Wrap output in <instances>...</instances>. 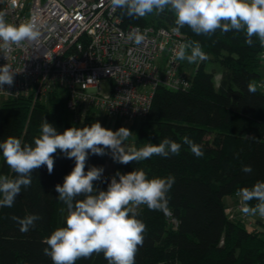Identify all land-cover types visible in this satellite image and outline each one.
I'll return each instance as SVG.
<instances>
[{
    "label": "trees",
    "instance_id": "16d2710c",
    "mask_svg": "<svg viewBox=\"0 0 264 264\" xmlns=\"http://www.w3.org/2000/svg\"><path fill=\"white\" fill-rule=\"evenodd\" d=\"M123 24L174 27V15L168 9L161 14L131 18L118 8ZM188 41H198L207 59L198 61L189 88L156 89L149 113L141 120L135 147L159 144L168 138L181 144L178 155L167 158L154 155L150 159L128 164L117 163L121 174L142 169L148 178L175 177L168 193L172 215L151 211L142 205L138 219L146 224L144 243L135 264H264V230L256 222L252 228L242 220H232L226 212L224 198L238 190L251 188L264 181V91L258 87L262 67L258 38L245 43V34L235 30L211 35H196L185 26L181 29ZM214 61L222 67L218 85L214 71L205 68ZM256 85L250 93L248 83ZM66 96L62 91L50 92L46 98L32 96L11 98L0 105V141L8 136L32 143L40 134L46 119L59 133L75 126H90L95 116L88 115L83 126L68 117ZM200 145L204 153L196 157L182 138ZM54 169L48 174L42 166L32 174L30 187L21 189L11 208L0 207V264H52L44 254L43 242L55 229L65 225L66 205L57 199L55 185L75 166L57 151ZM106 155L89 153L85 172L102 167L101 180L94 188L107 190L113 175L105 171ZM244 166L252 171L245 173ZM0 175L15 177L0 154ZM119 178L117 177V180ZM77 200L83 197H77ZM255 205L257 201H251ZM41 217L28 232H21L13 216ZM76 264H108L103 254H93Z\"/></svg>",
    "mask_w": 264,
    "mask_h": 264
},
{
    "label": "clouds",
    "instance_id": "9594fccd",
    "mask_svg": "<svg viewBox=\"0 0 264 264\" xmlns=\"http://www.w3.org/2000/svg\"><path fill=\"white\" fill-rule=\"evenodd\" d=\"M113 11L121 9L131 18H143L149 14H161L168 9L175 17L173 33L187 26L196 35H211L217 30L228 33L235 30L245 34V43L252 45L253 37L264 47V0H109ZM147 30H145L146 32ZM41 33L34 20L19 25L5 20L0 12V53L6 60L13 46L25 43L39 45ZM134 42L139 45L144 35L136 33ZM175 59L189 63L204 61L206 53L198 41H188L179 46ZM23 70H13L6 63L0 66V90L4 85L14 84V76ZM248 91L255 93L257 87L249 82ZM40 134L32 143L8 136L0 141V154L15 177L0 175V207L11 208L21 189L31 186L32 174L42 166L48 174L54 169V155L59 150L65 158L74 159L75 166L64 176L63 184L55 185L57 199L67 208L65 225L55 229L44 239L47 245L44 254L52 264H76L89 259L93 254H103L108 264H135L138 250L144 243L146 224L138 219L140 207L146 205L151 211H161L171 216L168 193L175 183L174 176L148 178L142 169L126 174L119 171L111 178L107 190L94 188V181L101 180L104 169L90 167L85 172L89 153L104 156L110 150L114 162L128 164L150 159L154 155L167 158L178 155L181 144L168 138L158 145L148 143L136 148L126 145L133 133L125 127L113 131L94 122L81 128L72 126L59 133L46 119L40 126ZM196 157L204 155L200 145L182 138ZM245 173L252 171L244 166ZM117 177L119 178L117 180ZM241 197V211L246 216L264 219V181L256 182L251 188L237 191ZM77 197L83 199L77 200ZM251 201H257L252 205ZM41 219L36 214L23 218L13 216L21 232H28Z\"/></svg>",
    "mask_w": 264,
    "mask_h": 264
},
{
    "label": "built area",
    "instance_id": "2783aa9c",
    "mask_svg": "<svg viewBox=\"0 0 264 264\" xmlns=\"http://www.w3.org/2000/svg\"><path fill=\"white\" fill-rule=\"evenodd\" d=\"M0 12L17 25L34 20L41 33L39 45L13 46L7 60L0 53V66L8 63L13 70H23L14 76L13 86H3L0 97L43 99L62 91L71 120L83 126L88 115L100 113L124 123L142 120L159 86L182 89L192 84L184 61L175 59L179 46L187 42L181 30L125 26L109 0H0ZM136 33L145 37L139 45L130 38ZM261 64L264 69V47ZM257 84L264 91V78ZM126 145L135 147V142ZM235 197L234 206L226 205L229 218L264 226L258 215H244L241 197Z\"/></svg>",
    "mask_w": 264,
    "mask_h": 264
},
{
    "label": "rangeland",
    "instance_id": "374dc122",
    "mask_svg": "<svg viewBox=\"0 0 264 264\" xmlns=\"http://www.w3.org/2000/svg\"><path fill=\"white\" fill-rule=\"evenodd\" d=\"M198 62V61H197ZM197 62L196 63H189L187 60H184V66L186 68V71L188 72L189 77H192L195 73L196 70V66H197ZM205 68L207 70H212L214 71V81L216 83V85L219 84L220 79H221V71H222V67L220 66L219 63L214 62V61H210L208 60L206 62ZM263 73V69H260ZM8 100V98L5 97H0V105L2 102ZM68 117L70 118V114L68 113ZM100 122L101 125L107 129H111L113 131L118 130L120 127H125L128 128L133 135L129 137V139L126 142L129 141H134L135 142V138L137 137L140 125H141V120L140 119H136L134 121H127L126 123H124V120L122 118H116L113 116H110L108 114L105 113H100L97 117L94 118V122ZM235 198L231 195L226 196L224 198V202L228 205V204H233L235 203ZM261 229L264 230V226L263 225H259ZM248 228H252L253 226L247 224Z\"/></svg>",
    "mask_w": 264,
    "mask_h": 264
},
{
    "label": "crops",
    "instance_id": "0c3cea01",
    "mask_svg": "<svg viewBox=\"0 0 264 264\" xmlns=\"http://www.w3.org/2000/svg\"><path fill=\"white\" fill-rule=\"evenodd\" d=\"M263 71H264V69H263ZM264 78V73L262 72V76H261V79H263ZM106 165H105V171L108 173V174H111V175H115V173L117 172V171H119V168H118V166H117V162H114L113 161V159L111 158V153H108L107 155H106ZM231 196H233L234 198H235V200H236V197H235V195H231ZM235 203H236V201H235ZM235 203H233V204H228V205H231V206H234L235 205Z\"/></svg>",
    "mask_w": 264,
    "mask_h": 264
}]
</instances>
